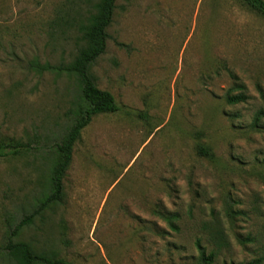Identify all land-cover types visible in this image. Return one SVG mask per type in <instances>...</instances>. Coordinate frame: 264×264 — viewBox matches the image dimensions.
Instances as JSON below:
<instances>
[{
	"label": "rangeland",
	"instance_id": "rangeland-1",
	"mask_svg": "<svg viewBox=\"0 0 264 264\" xmlns=\"http://www.w3.org/2000/svg\"><path fill=\"white\" fill-rule=\"evenodd\" d=\"M95 2L0 0V138L31 146L0 158V264L82 103L35 63L72 60ZM107 33L91 73L118 111L81 131L63 200L18 239L71 264H198L196 240L211 264H264V18L239 0H116Z\"/></svg>",
	"mask_w": 264,
	"mask_h": 264
},
{
	"label": "trees",
	"instance_id": "trees-1",
	"mask_svg": "<svg viewBox=\"0 0 264 264\" xmlns=\"http://www.w3.org/2000/svg\"><path fill=\"white\" fill-rule=\"evenodd\" d=\"M239 1L264 18V0ZM115 8L116 0H96L85 19L76 26L80 44L70 62L61 63L58 66L35 63V68L39 73L52 72L58 76L74 78L82 103L78 105L73 124L62 141L53 146L57 158L50 168L47 191L31 207V211L25 214L6 234L2 245V255L11 264H71L63 259H58L55 254L36 251L31 243L19 240L18 237L25 229L33 226L35 220L42 217L47 209L63 200V178L71 163L73 147L79 140L81 131L90 123L92 117L118 111V106L112 95L96 87L95 78L91 73L92 65L106 50L107 30L112 23ZM246 99L247 97L242 93L226 97L227 103L231 105L245 102ZM263 117L264 111H259L255 115L253 126L256 127ZM30 149L29 144L14 138H0V158L15 157ZM199 151L206 156L210 155L207 148L200 147ZM156 214L167 221L172 230L177 229L175 221L178 216L175 213L157 211ZM159 234L165 233L162 231ZM195 246L198 251V264L213 263V252L206 254V250L199 240H196ZM251 264H257V262Z\"/></svg>",
	"mask_w": 264,
	"mask_h": 264
}]
</instances>
